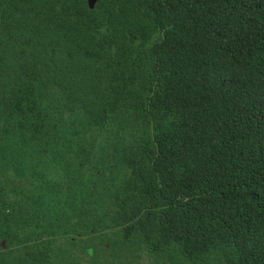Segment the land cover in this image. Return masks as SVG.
Instances as JSON below:
<instances>
[{"label":"trees","instance_id":"trees-1","mask_svg":"<svg viewBox=\"0 0 264 264\" xmlns=\"http://www.w3.org/2000/svg\"><path fill=\"white\" fill-rule=\"evenodd\" d=\"M85 235L264 264V0H0V264Z\"/></svg>","mask_w":264,"mask_h":264},{"label":"rangeland","instance_id":"rangeland-1","mask_svg":"<svg viewBox=\"0 0 264 264\" xmlns=\"http://www.w3.org/2000/svg\"><path fill=\"white\" fill-rule=\"evenodd\" d=\"M98 239L100 235H85L78 244V253L75 255L77 259L66 258L58 264H92L94 261H104L106 264H192L177 248L169 249L161 255H151L140 244L133 245L130 250L124 252V257H119L106 243L102 244ZM90 243L92 248L89 252L86 247ZM94 251L96 255L92 254Z\"/></svg>","mask_w":264,"mask_h":264},{"label":"water","instance_id":"water-1","mask_svg":"<svg viewBox=\"0 0 264 264\" xmlns=\"http://www.w3.org/2000/svg\"><path fill=\"white\" fill-rule=\"evenodd\" d=\"M92 4H94L96 2V0H91Z\"/></svg>","mask_w":264,"mask_h":264}]
</instances>
